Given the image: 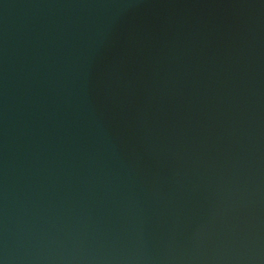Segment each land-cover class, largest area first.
<instances>
[{"label": "water", "instance_id": "95a60500", "mask_svg": "<svg viewBox=\"0 0 264 264\" xmlns=\"http://www.w3.org/2000/svg\"><path fill=\"white\" fill-rule=\"evenodd\" d=\"M0 264H264V0H0Z\"/></svg>", "mask_w": 264, "mask_h": 264}]
</instances>
